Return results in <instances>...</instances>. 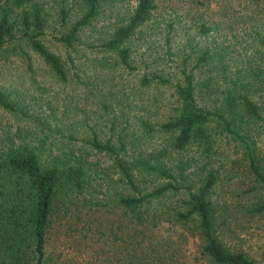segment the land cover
<instances>
[{
  "label": "trees",
  "instance_id": "16d2710c",
  "mask_svg": "<svg viewBox=\"0 0 264 264\" xmlns=\"http://www.w3.org/2000/svg\"><path fill=\"white\" fill-rule=\"evenodd\" d=\"M110 1L0 0V55L20 58L32 79L39 61L65 83L71 54L84 46L101 53L100 68L129 73L132 41L156 0H135L118 21L94 29ZM185 16L166 23L173 70L158 65L139 77L141 87L170 91L160 120L137 115L135 127L114 133L111 119L106 137L90 129L78 142L71 124L41 116L23 92L0 85V113L11 118L0 132V264H264L262 245L240 235L250 225L264 230V54L249 49L229 63L225 45L188 40L171 51L173 25ZM85 28L94 39L82 36ZM212 29L202 21L196 33L206 39ZM252 35L264 46V33Z\"/></svg>",
  "mask_w": 264,
  "mask_h": 264
},
{
  "label": "rangeland",
  "instance_id": "374dc122",
  "mask_svg": "<svg viewBox=\"0 0 264 264\" xmlns=\"http://www.w3.org/2000/svg\"><path fill=\"white\" fill-rule=\"evenodd\" d=\"M200 1L204 2L203 6L194 5L188 0H156L152 20L144 26V33L135 36L132 41V59L136 67L129 73L121 67L113 69L111 64L100 68L94 59L101 53L91 52L81 46L78 53L71 54L73 64H66L68 80L65 83L56 81L47 66L39 61L33 63L32 79L20 58L0 55V85L23 92L26 100L33 102V111L41 113V116L51 117L58 124H71L72 135L78 142L90 129L96 131L101 138L106 137L111 119L115 120L114 133L125 127V124L128 128L135 127L137 115L152 116L155 113L156 119L160 120L166 110V102L171 99L170 91L153 84L141 87L139 77L155 70L158 65H166L167 69L173 70V63L166 60L164 55L166 23L173 17L186 15L180 24L173 25L172 40L168 43L171 51L188 40L192 44L198 42L200 46L225 45L228 52L226 61L229 63L232 60L242 62L246 55L248 58L249 49L258 50L257 55L264 54V46L252 35L253 31L264 33V0ZM134 3L135 0H111L101 7L99 15L93 21L94 29L108 28L112 22L128 13ZM202 21L213 26L206 39L196 33V27ZM55 25L56 20L52 18L46 28V39H50V33L56 29ZM90 33L85 28L82 36L88 39ZM91 35L94 39L95 31ZM49 46L62 58L65 57V52L59 45L51 42ZM174 60L179 61L176 55ZM260 67L264 71L262 64ZM99 101L110 103L109 108L103 109ZM10 119L0 113V132ZM258 139L264 140V134L259 135ZM219 142L220 150L225 149L230 153L225 140ZM263 143L260 144L261 147ZM106 163L103 160V165ZM107 175L113 176L114 172L109 170ZM252 231L254 232L251 234ZM240 235L250 238L254 246L262 245L261 249L264 248V230L260 231L250 225L247 233L241 232ZM58 237L52 235L47 242L48 249L53 250V256L60 250ZM195 247L196 243H191L190 248L194 250Z\"/></svg>",
  "mask_w": 264,
  "mask_h": 264
}]
</instances>
